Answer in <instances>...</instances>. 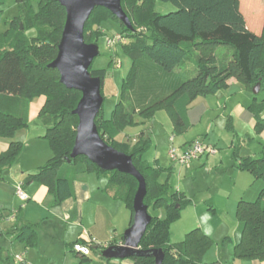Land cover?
I'll use <instances>...</instances> for the list:
<instances>
[{
  "label": "trees",
  "instance_id": "1",
  "mask_svg": "<svg viewBox=\"0 0 264 264\" xmlns=\"http://www.w3.org/2000/svg\"><path fill=\"white\" fill-rule=\"evenodd\" d=\"M16 1L21 14L0 34V138L11 139L8 148L0 153V176L14 164L23 149V143L12 138L18 130L29 126L30 102L44 96L38 119L45 126L42 137L48 140L53 156L36 171L28 173L24 184L46 185L53 204L58 205L74 195L73 182L78 173L94 172L106 177L113 197L126 204L132 225L138 180L118 169L104 168L86 155H72L79 124L75 109L82 93L67 88L60 80L59 71L50 66L58 54L66 8L59 0H38L36 8L32 0ZM155 1L121 0L130 26L104 6H95L85 22L84 41L94 44L102 35L97 27L102 21H118L123 28L119 45L132 58L111 116L105 117L102 103L95 123L100 138L130 155L145 178L143 201L148 211L162 208L166 211L164 218L149 211L151 221L139 242L144 252L129 256L134 264H215L203 261L213 239L200 227L186 233L181 242H171V223L180 217L190 200L179 191L173 193L167 181H159L163 168L157 161L149 163L143 159L149 139L140 137L131 145L116 137L125 127L135 124L136 114L151 118L163 109L170 115L175 132H187L191 128L188 109L194 100L227 88L231 77L241 81L250 92L259 82L262 89L264 23L260 34L249 29L240 0H160L176 7L165 14L154 11ZM2 4L0 0V12ZM26 29H34L35 35L28 37ZM222 45L232 51L230 58L222 60L215 53L214 49ZM89 72L99 79L103 97L108 69H94L91 64ZM248 109L255 118V131L264 132V99L257 102L253 94ZM228 128L233 131L231 125ZM239 145L235 142L232 146L234 167L248 171L264 183V147L259 157H241ZM21 210L15 221H20ZM237 216L242 222V233L234 245V258L264 261V185L254 201L238 202ZM219 222L218 217L212 220L214 226ZM6 234L27 243L35 239L31 224L16 223ZM152 250L160 251V261H156Z\"/></svg>",
  "mask_w": 264,
  "mask_h": 264
},
{
  "label": "crops",
  "instance_id": "2",
  "mask_svg": "<svg viewBox=\"0 0 264 264\" xmlns=\"http://www.w3.org/2000/svg\"><path fill=\"white\" fill-rule=\"evenodd\" d=\"M240 1L242 9V0ZM248 1L252 2L263 20L259 29H253L248 24L247 26L253 32L260 34L264 21V0ZM117 52L118 50L115 49L116 55ZM118 63L120 65L121 62ZM237 81L235 77H231L227 88L215 94L198 97L188 109V117L193 127L199 123L207 126L205 138L209 137L210 143L207 142V144L211 146L214 139L218 138L219 143L221 137L225 138L227 135L223 132L222 135L218 133L215 136V124L219 118L221 128L225 129L228 121V126L231 125L235 135L240 138L242 137L240 127L248 129L246 136L255 133V118L248 109L253 101V93L245 85L240 91H233L231 87ZM38 101V105L29 107V126L19 131L20 140L24 142L22 152H28V156L19 155L14 164L4 170L0 176V264H20L14 256L22 253L25 255L27 264H134L131 258L118 256L117 251L124 244V236L131 226V212L121 199L113 197L112 191L107 188V178L98 176L94 172L78 173L73 182L74 195L58 205L53 204V196L46 185L38 182L24 184L29 199L22 207L20 221L9 217L12 209L21 206V201L15 194V185L18 182H24L28 173L36 171L53 156L48 140L42 137L45 133V126L38 119V113L45 102V97L41 96ZM211 130L217 138H210ZM143 134L145 135V132ZM259 136L264 141V132ZM147 137L145 135L144 138ZM116 138L122 141L125 137L119 134ZM170 138H173V141ZM170 138L168 150L171 144L176 145L175 136L171 135ZM196 139L200 138L183 135L179 145L176 146L186 145ZM10 141L11 139L8 138H0V153L8 148ZM136 141V138L133 139V142ZM227 142H229L228 149L231 151L234 139L228 137ZM217 144L213 145L218 148V151L214 153L220 158L223 166L232 168L231 176L235 178L234 183L237 185L239 178H246V176H243L244 172L233 169L236 162L231 160L230 153L227 157L220 155L221 151ZM216 156L212 153L206 154L187 165H174V168L179 166L180 168L187 167L193 172L205 171L207 166H211V159ZM242 156L248 155L241 154ZM206 172L210 173L211 170H206ZM255 185L261 188L263 182H257ZM247 200L252 199L247 198ZM156 215L161 216L160 210ZM16 223L34 226L35 239L31 243L20 241L6 234V231L14 227ZM238 241H233L231 249L223 251L222 255L218 252L214 263L264 264V261L257 259L234 258V245ZM76 242L92 245L91 253L83 256L73 251L72 246Z\"/></svg>",
  "mask_w": 264,
  "mask_h": 264
},
{
  "label": "rangeland",
  "instance_id": "3",
  "mask_svg": "<svg viewBox=\"0 0 264 264\" xmlns=\"http://www.w3.org/2000/svg\"><path fill=\"white\" fill-rule=\"evenodd\" d=\"M38 0H32L33 8L37 7ZM154 11L157 13L165 14L174 11L176 7L170 2H163L156 0L153 6ZM245 15L247 24L253 29L260 28L261 21L263 17L260 18L259 12L252 2L248 0H242V9ZM21 14V7L16 0H3L2 11L0 12V34L5 33L10 28L11 20L19 17ZM264 23V21H263ZM23 28V24H20ZM102 35L97 38L95 45L97 47L98 55L94 58L92 62V68H106L108 69L104 86L102 89L103 94V105L102 112L105 117H110L111 113L118 101L119 94L121 91V86L123 79L127 76L131 69L132 58L123 51L121 44H115L113 47L108 46L107 39L113 38L117 34H121L123 28L121 24L113 19H107L97 26ZM261 28L260 31H262ZM25 34L28 37L35 35L34 29H26ZM124 40H129L128 38ZM123 40V41H124ZM114 48V49H112ZM115 49L118 50L117 55L114 53ZM215 53L220 59L230 58L232 51L226 46H218L214 49ZM197 55L198 52H195ZM117 57V58H116ZM116 58V59H115ZM121 62L118 65V62ZM244 86L241 81H237L231 87V89L240 91ZM253 96V95H252ZM40 97L35 98L29 104L32 108L39 103ZM264 99V87L256 95V101L261 102ZM134 125L125 127L120 134L125 137L122 141L128 144L134 145L133 139H139L140 137H147L150 141L148 149L143 154V159L149 163L158 162L163 168V172L159 177L160 182H168L171 191L176 193L181 192L186 199L190 202L182 209L181 215L178 219L173 221L170 226L171 232V242L179 243L181 242L186 233L191 231L196 227H200L207 235L213 239V244L211 248L205 253L203 257L204 262L214 263L217 259V253L231 249L233 246V241L240 240L242 233V222L237 216V206L241 199L247 200V198L254 201L259 196L261 188H258L255 184L257 182H263L254 178V176L248 171H243L233 169L235 171L244 172L246 176L240 177L238 184L235 185V178L231 176L230 170L232 168L223 166L220 163V158L212 153L213 157L211 159V166H207L206 170H211L210 173H205L204 170L192 171L187 169V167L180 168L176 166L170 160L168 156L169 138L171 135L175 136V144L179 145L181 141V136L200 138L204 144L210 143L209 137L205 138V133L207 131V126L204 123L196 124L185 133H177L174 131V126L170 115L163 109L157 111L153 117L144 118L139 114L134 116ZM215 124V136L219 133L220 135L227 134L225 138L221 137L218 143V138L214 137L213 131L211 130L210 138L214 139L212 146L216 143L221 151L220 155L222 157L229 155L231 160H233V148L229 151V146L227 140L228 137L234 139V143L239 142V155H251L253 157L261 156L262 149L264 147V141L261 139L259 134L255 131L254 135L246 136L248 129L240 127L241 138L235 135L234 131H230L228 128V121L226 127L221 128L220 118L216 120ZM209 124V121H208ZM205 125V126H204ZM24 130V128L18 130L13 136L14 141L21 139V134L19 131ZM145 132V135L142 134ZM199 135V136H197ZM22 143L23 140H20ZM210 145V144H207ZM211 146V145H210ZM214 147V146H213ZM215 148V147H214ZM216 152L218 148H215ZM23 151V149H22ZM20 152V156L27 153ZM22 153V154H21ZM29 154V153H28ZM19 157V156H18ZM17 157V158H18ZM25 157H23L25 159ZM264 185V183H263ZM245 197V198H244ZM248 201V200H247ZM161 216H166V211L164 208L159 209ZM159 210L149 209L152 215H156ZM214 217H218L220 222L217 226H214L212 220ZM199 225V226H198ZM228 239V240H226ZM226 240V243L224 242ZM156 261H159L156 258Z\"/></svg>",
  "mask_w": 264,
  "mask_h": 264
},
{
  "label": "water",
  "instance_id": "4",
  "mask_svg": "<svg viewBox=\"0 0 264 264\" xmlns=\"http://www.w3.org/2000/svg\"><path fill=\"white\" fill-rule=\"evenodd\" d=\"M59 1L66 8V21L57 57L50 66L59 71L60 80L67 88H74L82 93L75 109L79 124L72 155H86L104 168L118 169L138 180L139 185L133 201L134 221L124 236V244L117 251L120 257L143 253L139 242L151 221V214L143 201L146 194L145 178L134 165L130 155L115 149L100 138L95 118L103 103V97L100 93L99 79L92 77L89 72L98 51L95 44L84 41L85 22L95 6L108 8L128 26L131 22L122 8L121 0ZM260 90L259 82L254 86L252 93L257 95ZM150 252L160 261V251Z\"/></svg>",
  "mask_w": 264,
  "mask_h": 264
},
{
  "label": "built area",
  "instance_id": "5",
  "mask_svg": "<svg viewBox=\"0 0 264 264\" xmlns=\"http://www.w3.org/2000/svg\"><path fill=\"white\" fill-rule=\"evenodd\" d=\"M122 39V36L120 34H117L113 38H108L107 44L108 46L113 47ZM170 140L173 141V138H170ZM214 152H216V149L213 146L204 144L202 140L196 139L183 146H176L174 144H171L168 150V156L174 165H187L190 162L197 160L206 154H211ZM15 194L21 201V206L18 208H14L10 211V218H15L18 214L19 208L25 206V202L29 199V196L24 189V182H18L15 185ZM72 249L73 251L83 256H88L91 253L89 245L84 244L82 242H76L72 246ZM14 258L20 264H27L25 255L23 253L16 254Z\"/></svg>",
  "mask_w": 264,
  "mask_h": 264
}]
</instances>
